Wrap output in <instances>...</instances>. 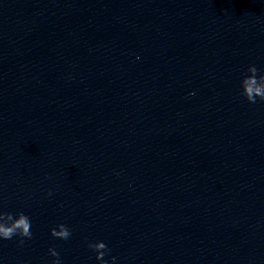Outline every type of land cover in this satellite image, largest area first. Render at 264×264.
Wrapping results in <instances>:
<instances>
[{
    "label": "clouds",
    "instance_id": "clouds-1",
    "mask_svg": "<svg viewBox=\"0 0 264 264\" xmlns=\"http://www.w3.org/2000/svg\"><path fill=\"white\" fill-rule=\"evenodd\" d=\"M240 95L249 104L255 105L258 101L264 103V73L255 64L247 66L246 74L240 81ZM48 195L51 196L52 192L49 191ZM31 229L32 221L25 213L19 212L14 215L0 209V240L19 238L18 243L22 245L25 240L33 238ZM50 234L53 238L60 240H68L72 235L70 229L63 223L51 228ZM88 248L95 252V258L100 264H108L104 258L111 250L104 242H89ZM48 251L49 255L55 258L52 260V264H62L60 253L55 248H49ZM112 264H116V257H112Z\"/></svg>",
    "mask_w": 264,
    "mask_h": 264
}]
</instances>
